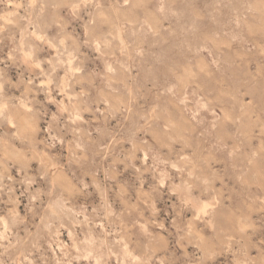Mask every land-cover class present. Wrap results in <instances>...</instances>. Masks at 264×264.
<instances>
[{"label": "rangeland", "instance_id": "rangeland-1", "mask_svg": "<svg viewBox=\"0 0 264 264\" xmlns=\"http://www.w3.org/2000/svg\"><path fill=\"white\" fill-rule=\"evenodd\" d=\"M0 264H264V0H0Z\"/></svg>", "mask_w": 264, "mask_h": 264}]
</instances>
